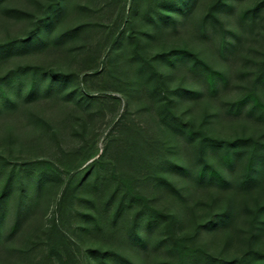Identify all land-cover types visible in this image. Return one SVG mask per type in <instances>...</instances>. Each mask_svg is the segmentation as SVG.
<instances>
[{
	"label": "rangeland",
	"instance_id": "374dc122",
	"mask_svg": "<svg viewBox=\"0 0 264 264\" xmlns=\"http://www.w3.org/2000/svg\"><path fill=\"white\" fill-rule=\"evenodd\" d=\"M177 48L223 72L214 94L188 55L167 63L163 54ZM22 69L13 92L1 79ZM259 71L264 0H0V189L10 181L0 203V264H98L93 251L174 264L182 238L210 255L207 264L264 252V227L258 233L251 223L264 179L237 186L243 157L223 166L228 188L193 176L202 160H216L215 148H200L198 129L222 141L264 142L263 121L223 109ZM30 79L37 91L27 94ZM256 91L264 101V86ZM144 137L160 147L131 148ZM129 157L140 159L135 191L172 223H135L142 201L119 204L115 179ZM95 174L105 177L96 190ZM227 205V222L204 226Z\"/></svg>",
	"mask_w": 264,
	"mask_h": 264
},
{
	"label": "trees",
	"instance_id": "16d2710c",
	"mask_svg": "<svg viewBox=\"0 0 264 264\" xmlns=\"http://www.w3.org/2000/svg\"><path fill=\"white\" fill-rule=\"evenodd\" d=\"M179 4V1H173L171 8H175ZM226 32L222 31L221 36V51L225 49L227 43ZM188 55L191 58L190 70L199 73V75L204 80V85L210 94H214L216 92L217 86L219 82H222L224 79L223 72L212 68L205 61L200 59L197 54L191 53L185 48H177L174 51L170 50L163 54L165 60L168 64L172 65L173 61L177 60V58H183ZM182 60V59H180ZM26 73V69L16 70L14 73L4 76L1 79L6 85H9L12 88L13 92H19L23 85V78L20 75H24ZM28 80V79H27ZM29 87L27 89V94L37 91V87L34 83L33 79L29 80ZM260 83L264 86V71H259L258 76L253 81V85L250 89L242 92L237 98L228 102L223 108L225 113L227 114H236L239 110H243L246 115L253 117L257 121L264 122V101L259 97L256 87L257 84ZM190 91V90H189ZM185 91V92H189ZM192 92V91H190ZM4 96V95H3ZM4 99L8 102L4 103V105L8 104L11 106L13 103L11 99L7 96H4ZM169 104V103H166ZM191 128L189 127L188 130ZM193 135L198 137V143L201 149L203 148H215V161H208L204 159L201 161L199 167L196 169L194 173V180L196 184L199 182L205 184H214L216 187L228 188L230 186V176L227 175L226 170L232 167V164L239 157L244 158L243 162V172L237 183V186L241 188H249L254 184L259 183L264 179V142L252 137H240L232 140L222 141L211 138L203 133L200 129L197 132H194ZM149 139L146 137L141 140H136L133 138L131 143V148L138 150L142 145L148 144L152 146L153 144H157L158 147L160 145L153 141L148 142ZM170 148H173L170 146ZM148 154V153H146ZM144 155V153L142 154ZM203 157V151H202ZM127 167H124V171L119 172L116 176V189L120 191L119 204L126 202H134L138 204L139 201H142L141 205L137 207L134 222L136 223L139 220H143L144 218L148 220V222H153L157 219L169 218V223L174 221L173 215H166L161 213L160 211L154 209L153 207H149L146 205L145 198H142L135 191V177L131 175V172L138 169V165L140 163V159L134 160V157H129L126 160ZM97 161L92 162L88 165V168L93 167ZM129 163V164H128ZM157 165L160 164L159 161L156 162ZM181 171H185L184 167H180ZM103 175L95 174L92 180V186L94 190L97 189V185H102L105 182V177ZM133 180V181H132ZM115 182V181H114ZM10 181L4 183L2 188L0 189V203L2 199L9 193ZM114 192V190H113ZM29 200H26V204H28ZM232 209L229 205L222 208L220 211L214 213L210 217L204 221V226H213L217 223L227 222L230 217ZM4 209L0 206V222L3 218ZM251 223L253 226H256L259 231L264 227V203L258 205L251 211ZM116 217V215L114 216ZM170 225V224H169ZM132 235L134 237V241L136 243H142V237L137 232L135 225L132 226ZM139 234V235H138ZM186 239H178L176 240V246L178 247L176 251V258L174 259V264H207L206 260L210 257L204 249L200 246L196 245H187L184 244ZM93 250H89L88 257H92ZM96 254L95 259L98 261V264H134L130 260L126 259L122 255L115 254L114 252H100L93 251ZM217 264H264V252L260 249L257 250H248L244 252L240 258L230 259V260H221L218 261Z\"/></svg>",
	"mask_w": 264,
	"mask_h": 264
}]
</instances>
